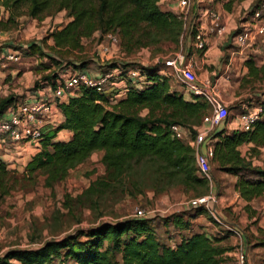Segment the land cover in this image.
<instances>
[{
  "label": "trees",
  "instance_id": "trees-1",
  "mask_svg": "<svg viewBox=\"0 0 264 264\" xmlns=\"http://www.w3.org/2000/svg\"><path fill=\"white\" fill-rule=\"evenodd\" d=\"M0 1L12 11L26 5V13L32 18L59 10H66L70 17L62 28L49 33L48 38L53 41L48 46L49 52L44 51V39L28 43L24 53L48 57L58 69H49L35 79L34 89L54 87L59 69L67 65L85 66L81 63L79 67L72 61L64 63V52L81 48V39L94 32L117 34L130 51L161 42L176 44L183 31V21L173 11L162 9L160 0ZM231 2L227 1V9ZM188 35V49L192 53L194 24L190 25ZM195 52V57L200 55L199 51ZM245 64L248 76L264 78V61L257 66L248 59ZM106 66L110 70L117 68L124 77L129 69H138L145 77L144 83L136 86L128 80L124 96L115 102L108 93L81 87L59 104L64 120L55 129L41 133V150L27 163L26 171L43 168L45 184L51 187L95 151H102L100 161L105 172L91 183L87 192L101 193L116 184L126 187L127 178L139 166L149 167L154 178L165 187L174 183L188 189L204 186V177L197 173L194 146L187 139L175 138L169 126H185L187 137L193 139L202 117L211 112V105L200 96L184 98L183 92L170 85L168 76L158 73L160 63L144 65L139 61L111 60ZM15 101L16 96H0V117ZM259 105L263 111L250 130H228L224 121L207 136L212 144L211 176L215 179V171L236 176L234 190L245 202L246 211H250L252 200L264 195V167L252 163L253 153L264 147V101ZM61 129L70 130L71 138L52 141ZM242 144H251L245 155L238 148ZM7 175L8 169L0 161V196L11 188L5 180ZM193 208V212L173 213L164 218L166 224L171 223L180 232L188 231L181 232L173 246L160 241L151 219L125 217L102 221L60 239L46 240L37 248H11L0 257V264H11L10 261L50 264L54 260L61 264H221L222 255L232 247L220 245L221 239L204 232H192L190 220L207 212L204 205Z\"/></svg>",
  "mask_w": 264,
  "mask_h": 264
},
{
  "label": "rangeland",
  "instance_id": "rangeland-1",
  "mask_svg": "<svg viewBox=\"0 0 264 264\" xmlns=\"http://www.w3.org/2000/svg\"><path fill=\"white\" fill-rule=\"evenodd\" d=\"M227 1L213 0L211 3L207 0L206 2L207 5L222 7L229 14L232 30L238 28L241 20L249 16L253 10L260 9L264 5V0H233L227 9L225 7ZM1 3L2 1H0L2 6L0 49H18L20 57L31 58V75H34L36 79L47 73L49 69L58 70L54 68L48 57L30 55L24 51L28 43L44 39V51L49 52L48 46L52 45L53 41L48 38V35L51 31L62 28L70 20L67 11L59 10L32 18L26 13V5L12 11ZM176 3L177 0H172L173 8H167L163 3L162 8L179 14ZM193 3L200 5L198 0H192L191 4ZM201 6L204 5L201 4ZM195 11L196 7L192 5L183 18V32H186L189 20ZM195 18L198 17L195 16ZM234 25L235 28H233ZM105 42V34L98 32H94L88 38L83 37L81 48L64 52L63 62L72 61L79 67L83 63L85 66L75 68L71 64H66V68L59 69V78L65 77L63 74L74 69H82L92 74L99 71H112V77L109 78L105 88L109 90L108 95L115 102L119 99L120 92L125 89L124 84L128 76H122L119 70L108 69L106 63L111 60L139 61L144 65L160 63L164 66L165 60L172 59L176 54L184 51L185 38L180 36L176 44L161 42L130 51L121 42L119 48L112 47L113 52L108 57L107 55L100 56L97 52L99 45ZM228 47L234 50L233 44ZM195 56L196 53H194V59ZM263 56V51L249 55L254 63H258L257 65L261 64L259 61ZM161 59L163 62H160ZM223 60L227 62L226 59ZM245 61L238 60L236 70H229L225 73L221 69L220 73L216 72L215 76H207L210 81H213L221 75H229L227 80L222 79L218 85L219 97L215 99L216 104L224 109V116L220 121L229 123L228 130L240 129L239 114L264 101V78L248 76ZM243 65L246 67L244 72H242ZM198 72L196 70V74ZM224 81L228 82L224 84ZM174 85L184 92V88L179 84L175 82ZM121 93L124 94V92ZM186 95L190 94L186 93ZM208 114L202 117L201 124L196 130L202 129L205 125L204 117ZM100 157L101 153L95 151L90 158L71 169L65 179L56 182L51 187L45 184L43 168L29 172L26 171V164H17L14 168L7 167L8 175L5 180L11 188L8 193L0 196V257L11 248H34L46 240L60 239L105 220L114 221L133 217L136 207H142L150 212L148 218L151 219L152 228L160 241L173 246L179 241L181 232L188 233V231L180 232L171 223L166 224L164 218L173 213L193 212L195 205L192 203L197 198L208 197L202 203L207 212L190 220L191 231L204 232L211 237L221 239L220 245L232 247L222 255L221 264H238V257L241 256L239 255L240 249H243L242 258L247 264H264V195L250 202L252 214L250 217V211L243 208L245 202L240 198V200L235 199L236 176L215 171V179L210 175L204 177L197 167L198 175L203 176L206 181L204 186L188 189L174 183L165 187L154 178L149 167L139 166L135 167L133 174L127 178L126 187L116 184L101 193L87 192L91 183L105 172ZM252 163L264 167L263 147L259 149V153H253ZM211 174H213L212 168ZM229 227L238 228L242 233V238L235 236ZM10 263L19 264L15 261H10ZM51 264L61 263L56 260Z\"/></svg>",
  "mask_w": 264,
  "mask_h": 264
},
{
  "label": "built area",
  "instance_id": "built-area-1",
  "mask_svg": "<svg viewBox=\"0 0 264 264\" xmlns=\"http://www.w3.org/2000/svg\"><path fill=\"white\" fill-rule=\"evenodd\" d=\"M206 1L198 0L199 5L197 3L191 4L192 0H177L176 7L180 12L177 16L182 21L192 5H195L196 11L189 20L186 32L182 31L181 33V38H185L184 51L176 54L172 59L164 61V67L167 69L164 75L171 77L170 75L175 72L176 82L184 88L185 93L190 94V97L193 95L200 96L211 105V112L204 117L205 125L197 131L193 139L187 137L188 132L185 127L178 124L169 126V130L175 138L187 139L194 146L196 166L199 167L204 177L211 176L209 159L212 156V144L207 140V136L213 128L223 122L220 119L224 116V109L221 105L216 104L215 100L219 97L218 85L221 83V77L223 80H227L229 75H221L213 81H210L209 78H199L195 72L194 53L199 51L200 55H203L213 41L220 43L230 42L238 51H241L243 48L252 45L255 40L264 37V5L260 9L252 11L249 16L241 20L238 28L232 30L230 29L229 14L222 7L207 5ZM210 2L213 3V0H210ZM201 4L204 6H201ZM1 10L2 6L0 5V12ZM195 16L198 18H195ZM192 24H194L195 35L191 42L194 47L191 53L188 47V43H190L188 32ZM233 28H235V25ZM105 40V43L99 45L97 52L100 56L107 55L108 57L113 52V46L116 49L119 48L121 40L114 33L106 34ZM5 58L6 61H17L20 59V55L10 53ZM160 62H163L162 59ZM112 74V71L100 73L97 76H92L84 70L68 72L65 77L57 79L56 85L52 90L53 100L48 99L38 90L29 100L15 101L10 105L0 117V134L6 135L15 142L39 140L43 125L51 118L53 107L59 105L62 97L76 94L83 86L93 87L100 93H108L109 90L105 88V85L109 78L112 77ZM140 75L138 69L131 68L127 71V76L130 78L140 77ZM262 111V107L257 105L239 114L240 129L250 130L255 121L261 116ZM207 199L208 197L197 198L192 204L195 206L203 205L202 203ZM148 216H150V212L144 208L136 207L134 209L133 217L148 218ZM229 229L235 233V236L242 238V233L238 228L229 227ZM37 246L39 247L40 245ZM37 246L34 248H37ZM242 251L243 249L239 251L241 256L240 258L238 257V264H247L246 260L242 258Z\"/></svg>",
  "mask_w": 264,
  "mask_h": 264
},
{
  "label": "crops",
  "instance_id": "crops-1",
  "mask_svg": "<svg viewBox=\"0 0 264 264\" xmlns=\"http://www.w3.org/2000/svg\"><path fill=\"white\" fill-rule=\"evenodd\" d=\"M163 3H165V7L167 8L174 7V4L172 5V0H160L161 8ZM167 8L164 10H167ZM229 45L230 42L227 41L223 43L213 41L211 42L210 46H208V48L206 49L203 55H198L197 57H195L194 62H195L196 70L199 71L197 74L199 78L206 79L208 78L207 77L208 75L215 76L216 72L220 73L221 69H223L225 73L228 72L229 70H236L238 68L237 67L238 65L236 63L238 60L241 61L248 60L251 59L249 55L252 56L256 53H259L260 51L264 52V37L255 40L252 43V45L243 48L241 51H238V49L235 46L233 50L228 47ZM10 53H16L21 55L19 50L0 49V96L13 95L16 96V101H26L29 100L39 90L45 97L53 100L54 98H53L52 90L55 86L50 87V85H45L37 89L33 88V83L36 77L34 75H31V69H30L31 58L23 59L21 56L20 59L17 61H6L5 57ZM223 59H226L227 62H224ZM263 61H264V56L259 62L262 64ZM257 64L255 63V65ZM245 69L246 67L243 65L242 72H244ZM74 70H80V69H74ZM113 70L116 71L118 69L115 68ZM165 72H167V69H165L164 66H162L158 70V73L161 75H164ZM100 73H105V71H99L93 74L92 73L89 74L92 76H97ZM144 78L145 77L141 75L140 77H135V78L128 77L127 81L129 80V83H132L136 86H141V84L144 81ZM220 80H222V77L220 78ZM175 82H176L175 72H173L172 77H169V83L173 88L181 91L179 87L174 85ZM227 82L228 81L226 82L224 81L223 83L226 84ZM125 86L126 84H124V87ZM125 90L126 88L121 92L125 93ZM121 92H120L121 96L119 94V98L124 96V94H122ZM183 94H184V98L190 99V96L189 95L187 96L185 92H183ZM68 97L69 96L66 95L62 97L59 101V104L66 102ZM63 120H64V116L59 105L54 106L52 109L51 118L43 125L42 132L45 133L49 130L55 129ZM228 124L229 123L225 124L226 128H228ZM71 136H72V132L70 130L61 129L58 132H56V135L54 138H52V141H67L71 138ZM249 146L250 144H242L238 147L242 155H245L248 152ZM40 150H41L40 139L36 141L15 142L12 141L10 138H8L6 135L0 134V161H2L6 165V168L7 167L14 168L15 165L17 164L27 165V163ZM99 152L102 154V151ZM237 198L238 200H240L238 194L235 192V199ZM52 262H56V260Z\"/></svg>",
  "mask_w": 264,
  "mask_h": 264
}]
</instances>
